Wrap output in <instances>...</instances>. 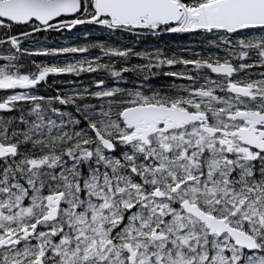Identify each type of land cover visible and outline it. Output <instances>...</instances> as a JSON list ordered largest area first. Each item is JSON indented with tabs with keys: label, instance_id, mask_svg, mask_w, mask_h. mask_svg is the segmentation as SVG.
I'll use <instances>...</instances> for the list:
<instances>
[{
	"label": "snow or ice",
	"instance_id": "obj_1",
	"mask_svg": "<svg viewBox=\"0 0 264 264\" xmlns=\"http://www.w3.org/2000/svg\"><path fill=\"white\" fill-rule=\"evenodd\" d=\"M0 264H264V0H0Z\"/></svg>",
	"mask_w": 264,
	"mask_h": 264
}]
</instances>
